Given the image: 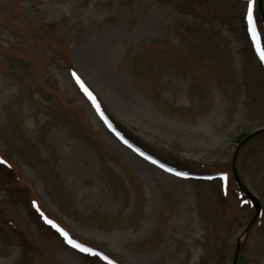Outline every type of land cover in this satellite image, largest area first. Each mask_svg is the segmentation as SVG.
<instances>
[{
	"label": "rangeland",
	"instance_id": "374dc122",
	"mask_svg": "<svg viewBox=\"0 0 264 264\" xmlns=\"http://www.w3.org/2000/svg\"><path fill=\"white\" fill-rule=\"evenodd\" d=\"M250 8L264 46L258 0H0V261L264 264V135L235 163L249 231L232 171L264 128ZM119 25L111 71L152 118L81 61Z\"/></svg>",
	"mask_w": 264,
	"mask_h": 264
},
{
	"label": "bare ground",
	"instance_id": "6f19581e",
	"mask_svg": "<svg viewBox=\"0 0 264 264\" xmlns=\"http://www.w3.org/2000/svg\"><path fill=\"white\" fill-rule=\"evenodd\" d=\"M152 25V24H151ZM153 28L154 26H144V28ZM120 25L113 30L105 31L104 34L90 32L86 39V44L83 47V57L81 59L83 64H87L90 68L97 70L103 69L106 76L108 77V84L114 89H109V91L122 97L126 102H128V108L134 112L137 110L145 112L150 118L153 117V113L147 108L143 109L136 100L134 95L125 88H119L117 86V76H115L111 71V61H112V50L108 47V42L114 41V35L120 33ZM109 87V88H110ZM116 88V89H115ZM138 106V107H137ZM139 162V160H136ZM141 164V163H140ZM0 264H5V261H0Z\"/></svg>",
	"mask_w": 264,
	"mask_h": 264
},
{
	"label": "water",
	"instance_id": "95a60500",
	"mask_svg": "<svg viewBox=\"0 0 264 264\" xmlns=\"http://www.w3.org/2000/svg\"><path fill=\"white\" fill-rule=\"evenodd\" d=\"M258 2H259L260 12H261L262 18L264 20V13H263V9H262V0H258ZM261 135H264V128L263 129H260V130H257L255 132L251 133L248 137H246L242 141V143L240 144L239 148L237 149V151H236V153L234 155L233 162H232V170H233L234 177L237 180L238 187L246 195L248 201L251 203V205H252V207L254 209V212H255L254 219L251 222L250 227L247 229V231H249V229L255 224V222L258 220L259 216L261 215V213H262V205H261L259 199L256 196H254L252 193H250L245 188V186L239 181V177H238L237 172H236V169H235V163H236L237 154L240 151V149L246 143H248L252 139H254V138L258 137V136H261ZM240 250H241V242H238L237 243V249H236L235 256H234V262H233V264H238Z\"/></svg>",
	"mask_w": 264,
	"mask_h": 264
},
{
	"label": "snow or ice",
	"instance_id": "6c2138e0",
	"mask_svg": "<svg viewBox=\"0 0 264 264\" xmlns=\"http://www.w3.org/2000/svg\"><path fill=\"white\" fill-rule=\"evenodd\" d=\"M256 0H249V3L254 7ZM247 20H248V25L250 26V30H251V36H252V41L254 42L255 46H256V50L259 53V57L261 61H264V46L261 45V31L258 29V25L256 23V20L254 18L253 15V11L250 8L248 13H247ZM89 95H91L89 93ZM179 175V173H178ZM49 224H51L53 227H56V225L52 224V221L49 220L47 221ZM58 231H60L65 239L68 240V243L70 245H72L73 247L77 248L79 251L84 252V253H90L92 255H99L98 253H94L92 252L91 249L89 248H85L80 244L75 243V241H73L70 237H68V234L66 232H63L62 229H57Z\"/></svg>",
	"mask_w": 264,
	"mask_h": 264
},
{
	"label": "trees",
	"instance_id": "16d2710c",
	"mask_svg": "<svg viewBox=\"0 0 264 264\" xmlns=\"http://www.w3.org/2000/svg\"><path fill=\"white\" fill-rule=\"evenodd\" d=\"M78 244H80V245H83V246H84V244H82V243H80V242H78Z\"/></svg>",
	"mask_w": 264,
	"mask_h": 264
}]
</instances>
